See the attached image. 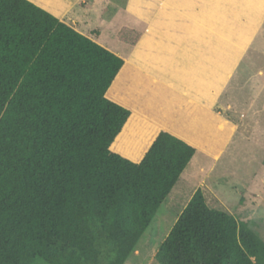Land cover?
Here are the masks:
<instances>
[{
    "label": "trees",
    "instance_id": "16d2710c",
    "mask_svg": "<svg viewBox=\"0 0 264 264\" xmlns=\"http://www.w3.org/2000/svg\"><path fill=\"white\" fill-rule=\"evenodd\" d=\"M125 64L30 0H0V264H124L152 223L195 147L107 96ZM154 258L264 264V240L198 188Z\"/></svg>",
    "mask_w": 264,
    "mask_h": 264
},
{
    "label": "rangeland",
    "instance_id": "374dc122",
    "mask_svg": "<svg viewBox=\"0 0 264 264\" xmlns=\"http://www.w3.org/2000/svg\"><path fill=\"white\" fill-rule=\"evenodd\" d=\"M41 1L64 3V0ZM127 1L96 0L91 8L76 5L79 16L88 15L86 27L101 32V37L94 40L124 59L131 52V46L116 39L115 29L129 26L126 18L131 16L124 10ZM82 3L89 5L90 0ZM101 7L104 9L99 14ZM247 58L248 70L244 74L240 72V77L246 79L241 83L232 80L211 110L190 105L179 113L180 99L169 92L165 94L161 87L152 86L134 65L129 69L124 65L108 89L109 98L120 90L127 100L131 94L129 87L135 86L133 97L140 101L144 98L146 104L164 118L171 116L170 132L195 147L194 155L124 264H159L154 258L155 252L198 188L202 189L210 207L247 222L264 240V64L260 65L258 73V57ZM128 72L133 74V79L128 77ZM128 101L124 104L128 105ZM33 264L46 263L36 258Z\"/></svg>",
    "mask_w": 264,
    "mask_h": 264
},
{
    "label": "crops",
    "instance_id": "0c3cea01",
    "mask_svg": "<svg viewBox=\"0 0 264 264\" xmlns=\"http://www.w3.org/2000/svg\"><path fill=\"white\" fill-rule=\"evenodd\" d=\"M30 1L93 40L101 37L100 31L86 27L88 15L83 17L76 12L77 4L91 8L96 0H90L89 5L83 4L84 0H64L63 5ZM124 10L131 16L126 18L127 24L142 31L138 43L131 46L125 66H137L152 86L177 96L179 113L190 105L213 109L232 80L241 83L246 79L240 77V72L248 70L247 57H258V73L261 72L264 0H128ZM127 75L133 79L132 73ZM129 88L128 105L124 104L128 99L120 90L110 99L138 115L148 116L145 118L153 123L159 121L161 128L170 132L171 116L164 118L144 98L140 101L133 97L135 86Z\"/></svg>",
    "mask_w": 264,
    "mask_h": 264
}]
</instances>
